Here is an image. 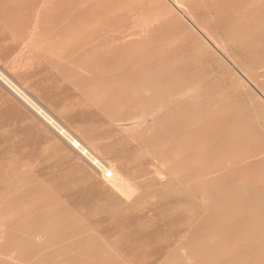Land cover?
I'll list each match as a JSON object with an SVG mask.
<instances>
[{"label":"bare ground","instance_id":"bare-ground-1","mask_svg":"<svg viewBox=\"0 0 264 264\" xmlns=\"http://www.w3.org/2000/svg\"><path fill=\"white\" fill-rule=\"evenodd\" d=\"M36 2L25 26L13 7L2 23L101 119L57 117L0 76L92 184L93 205L184 199L178 231L139 262L264 264V0ZM84 208L27 164L6 173L0 264H137Z\"/></svg>","mask_w":264,"mask_h":264},{"label":"rangeland","instance_id":"rangeland-1","mask_svg":"<svg viewBox=\"0 0 264 264\" xmlns=\"http://www.w3.org/2000/svg\"><path fill=\"white\" fill-rule=\"evenodd\" d=\"M36 1L1 0L0 13H12L9 8H16L9 22L25 26ZM3 21L0 19L1 74L6 75L8 80L10 78L12 83H18L20 86H16L20 89L31 92L29 94H33L34 99L45 102L57 117L73 121L66 114L75 112L84 121L99 122L101 116L99 118L90 109L77 105L73 92L54 70L39 58L25 53L24 44L4 26ZM13 93L9 84L0 76V188L6 173L27 164L32 175H40L53 184H59L66 196L73 194L78 203H84L83 213L87 219L95 221L108 235L120 238L119 244L125 252L134 255L137 264H144L138 260L140 255H155L162 243L178 231L180 220L187 215L183 205L185 202L182 203L184 199L176 200L164 195L128 208L111 207L103 203L95 207L97 201L94 202V199L97 195L92 184L75 167L71 158L57 150L50 134L37 124L31 112ZM96 132L103 136L101 140L112 144L115 151L119 150L120 144L115 134L103 128ZM74 141L69 142L75 145L77 140ZM149 164L144 159L132 161L133 168H140L143 177L153 180ZM177 202L182 203V208L176 210L174 206Z\"/></svg>","mask_w":264,"mask_h":264}]
</instances>
